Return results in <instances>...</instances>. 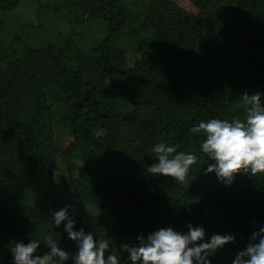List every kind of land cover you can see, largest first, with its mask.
<instances>
[{"label":"trees","instance_id":"obj_1","mask_svg":"<svg viewBox=\"0 0 264 264\" xmlns=\"http://www.w3.org/2000/svg\"><path fill=\"white\" fill-rule=\"evenodd\" d=\"M32 1L38 18H49L37 31L50 32L27 41L3 28L20 0H0V264H14L15 242L40 239L44 254L49 236L78 251L67 221L54 224L56 205H72L74 230L107 239L106 255L120 264H132L122 244L136 246L141 233L162 227L187 232L189 224L205 229L197 243L234 235L208 257L232 264L264 227V175L222 182L206 171L214 161L202 151L205 134L190 129L244 119L245 93L264 102V0H187L193 10L173 0ZM57 20H103L106 29L99 41L82 42ZM105 82L111 94L100 98ZM57 131L70 137L65 145ZM159 143L198 157L186 182L147 172ZM59 157L69 174L80 163L82 175L61 183L67 198L56 203L35 176Z\"/></svg>","mask_w":264,"mask_h":264},{"label":"clouds","instance_id":"obj_2","mask_svg":"<svg viewBox=\"0 0 264 264\" xmlns=\"http://www.w3.org/2000/svg\"><path fill=\"white\" fill-rule=\"evenodd\" d=\"M260 93L242 95L246 106L244 119H210L200 122L190 129L192 133L203 132L206 139L202 151L214 161L209 164L207 172H215L218 179L228 185L235 175L244 173L252 176L264 175V102ZM178 146L159 143L153 148L158 163L147 168L154 175L171 177L175 181L186 182L191 166L198 157L193 153L178 152ZM72 205H66L51 213L56 227L63 222L68 238L75 241L78 251L70 254L58 246L52 237L43 240L49 251L37 254L41 245L40 239L29 243L15 242L11 247L14 264H63L70 258L74 264H120L118 256L111 251L107 239L97 240L91 232L83 228L74 230L75 219L69 214ZM189 231L180 232L173 227H162L147 237L141 233L138 244L132 246L124 243L121 248L129 253L132 264H211L209 256L235 240L234 235L214 234L210 242L197 243L205 237V229L188 225ZM232 264H264V227L253 232L248 245L237 253Z\"/></svg>","mask_w":264,"mask_h":264},{"label":"rangeland","instance_id":"obj_3","mask_svg":"<svg viewBox=\"0 0 264 264\" xmlns=\"http://www.w3.org/2000/svg\"><path fill=\"white\" fill-rule=\"evenodd\" d=\"M179 6L187 9L193 10L192 6L187 0H173ZM37 7L38 5L33 2L32 0H20V3L12 10L10 13L7 14L3 28L8 31H20L23 35H27L25 38L28 41L29 37L32 40H36L38 34L42 37H47L49 35L50 29L45 31H37V25H40L43 22H48L49 18L43 14L45 18H38L37 16ZM43 19V21H42ZM47 19V20H46ZM61 23H65L61 21ZM60 20L54 22L55 25L59 28V30H63L64 32H68L74 37L79 39L80 41H93L97 42L103 36L106 23L103 20H98L96 22H77L73 26L60 25ZM53 24V25H54ZM69 26V29H67ZM36 33H38L36 35ZM111 85L109 82H105L102 84L98 90L97 95L100 98H107L111 94ZM62 133V134H61ZM57 136H62L65 139V145L69 140L70 137L64 132L57 131ZM69 174L68 170L66 169L64 161L59 157L57 161H52L51 163H40L38 165V171L36 172L35 176V187L40 190H45L47 192H53V199L57 203L61 199L65 201L67 198V194L61 191L60 185L61 183L67 181L69 178L73 180L81 179V165L80 163L75 164ZM88 182L92 184H99V182L92 178H88ZM55 203V204H56ZM56 208L60 210L61 207L56 205ZM70 210V209H69Z\"/></svg>","mask_w":264,"mask_h":264}]
</instances>
